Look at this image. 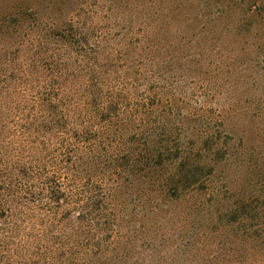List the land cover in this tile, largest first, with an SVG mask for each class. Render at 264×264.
<instances>
[{
	"label": "rangeland",
	"instance_id": "374dc122",
	"mask_svg": "<svg viewBox=\"0 0 264 264\" xmlns=\"http://www.w3.org/2000/svg\"><path fill=\"white\" fill-rule=\"evenodd\" d=\"M49 1L31 5L41 20L0 17L5 107L54 90L93 110L92 95L125 86L146 115L128 136L167 151L121 192L93 251L28 254L0 226V264H264V0H194L177 19L157 0H77L72 17L45 15ZM71 21L86 44L63 41Z\"/></svg>",
	"mask_w": 264,
	"mask_h": 264
},
{
	"label": "trees",
	"instance_id": "16d2710c",
	"mask_svg": "<svg viewBox=\"0 0 264 264\" xmlns=\"http://www.w3.org/2000/svg\"><path fill=\"white\" fill-rule=\"evenodd\" d=\"M38 1H14L3 11L5 23L44 18L31 6ZM76 1L50 0L42 11L72 17ZM157 1L155 6L162 5L171 18L193 12L194 0ZM69 24L63 41L86 44L88 38ZM116 90L109 87L87 99V109L93 110L71 106L70 96L46 90L16 116L0 99V226L5 243L53 259L74 257L80 248L93 251V241L115 219L121 192L126 186L136 188L140 175L146 180L147 162L159 160L167 149L163 142L149 140L145 131L128 136L135 123L131 116L146 115L135 105L140 99L125 86ZM177 175L167 183H177Z\"/></svg>",
	"mask_w": 264,
	"mask_h": 264
}]
</instances>
